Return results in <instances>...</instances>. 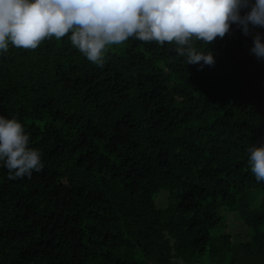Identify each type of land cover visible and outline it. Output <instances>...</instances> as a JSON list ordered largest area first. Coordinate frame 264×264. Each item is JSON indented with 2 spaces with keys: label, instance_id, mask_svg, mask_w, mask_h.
Wrapping results in <instances>:
<instances>
[{
  "label": "trees",
  "instance_id": "obj_1",
  "mask_svg": "<svg viewBox=\"0 0 264 264\" xmlns=\"http://www.w3.org/2000/svg\"><path fill=\"white\" fill-rule=\"evenodd\" d=\"M256 33L233 24L194 41L211 66L135 37L102 66L67 34L10 45L0 114L24 125L43 167L13 179L0 163V264H264V181L248 164L264 143Z\"/></svg>",
  "mask_w": 264,
  "mask_h": 264
},
{
  "label": "clouds",
  "instance_id": "obj_2",
  "mask_svg": "<svg viewBox=\"0 0 264 264\" xmlns=\"http://www.w3.org/2000/svg\"><path fill=\"white\" fill-rule=\"evenodd\" d=\"M242 9H247L243 15ZM233 24L245 35L250 26L264 28V0H0V55L10 45L35 49L45 38L67 34L88 61L102 66L109 46L135 37L160 45L173 43L187 64L211 66L212 50L198 51L193 42L207 45L223 38ZM250 51L264 59L260 33L253 36ZM248 151L251 172L257 182L264 181V143ZM0 163L13 179L43 167L24 125L2 114Z\"/></svg>",
  "mask_w": 264,
  "mask_h": 264
},
{
  "label": "rangeland",
  "instance_id": "obj_3",
  "mask_svg": "<svg viewBox=\"0 0 264 264\" xmlns=\"http://www.w3.org/2000/svg\"><path fill=\"white\" fill-rule=\"evenodd\" d=\"M109 49H112L110 46L108 47ZM168 192L167 191H161L157 197H156V201H158L157 205L159 208H166L168 206V204L166 203V194ZM158 199V200H157ZM229 224H231V231L234 234H244L246 231V228L243 226V223L240 220H231V222H229Z\"/></svg>",
  "mask_w": 264,
  "mask_h": 264
}]
</instances>
